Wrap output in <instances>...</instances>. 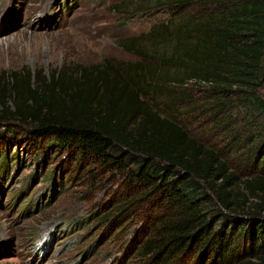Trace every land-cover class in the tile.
Instances as JSON below:
<instances>
[{
    "label": "trees",
    "instance_id": "trees-1",
    "mask_svg": "<svg viewBox=\"0 0 264 264\" xmlns=\"http://www.w3.org/2000/svg\"><path fill=\"white\" fill-rule=\"evenodd\" d=\"M164 3L167 20L116 42L136 61L1 70L0 145L19 129L68 153L91 191L118 177L93 214L136 223L124 246L140 264H264V0Z\"/></svg>",
    "mask_w": 264,
    "mask_h": 264
},
{
    "label": "rangeland",
    "instance_id": "rangeland-1",
    "mask_svg": "<svg viewBox=\"0 0 264 264\" xmlns=\"http://www.w3.org/2000/svg\"><path fill=\"white\" fill-rule=\"evenodd\" d=\"M165 1L0 0V71L49 73L72 62L136 61L116 42L167 20ZM207 132L205 138L222 145V138ZM17 136L20 143L0 145L7 153L0 162V264H140L124 246L136 223L120 234L99 220L105 209L93 214L118 197L120 179L106 178L91 191L86 167L79 173L68 153L32 145L19 129ZM232 155L225 156L231 170L243 173ZM82 218L89 219L79 226Z\"/></svg>",
    "mask_w": 264,
    "mask_h": 264
}]
</instances>
